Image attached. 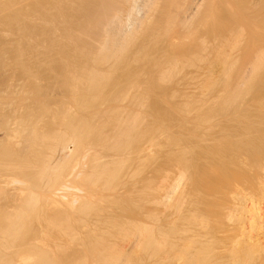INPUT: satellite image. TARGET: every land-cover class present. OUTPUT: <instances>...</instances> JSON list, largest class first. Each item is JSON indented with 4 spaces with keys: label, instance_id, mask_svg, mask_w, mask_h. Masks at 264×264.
I'll use <instances>...</instances> for the list:
<instances>
[{
    "label": "bare ground",
    "instance_id": "1",
    "mask_svg": "<svg viewBox=\"0 0 264 264\" xmlns=\"http://www.w3.org/2000/svg\"><path fill=\"white\" fill-rule=\"evenodd\" d=\"M214 3L231 15L226 16L230 21L216 22ZM16 7L22 11V19L12 20V26L24 32L21 47L25 51L30 47L28 51L33 49L43 58L47 56L45 49L51 51V61L58 64L51 71L61 76L60 85L72 94L94 92L105 76L141 62L135 68L123 69L125 82L116 87L117 97L94 110L78 131L71 126L60 135H46L41 142L33 136L29 154L11 155L21 167L31 162L37 165L34 189L39 193H32L26 201L37 204L45 197L67 205L69 214L75 212L78 188L84 183L78 182L77 188L62 176L64 182L58 185L51 155L57 147L75 142L85 164L94 144V159L106 160L91 167L94 173H89L86 183L103 185L124 198L109 205L123 204L135 211L106 213L101 202L79 204L78 211L85 216L91 208L102 213L106 223L112 221L104 233L89 235L88 242L100 250V264H152L136 258L160 250L167 255L174 247L164 248L165 233L157 224L180 213L183 205L188 210L184 209L186 214L181 215L177 229L189 235L186 252L204 253L194 235L217 232L219 240L224 244L228 241L226 246L233 241L227 248V259H199L196 264H243L260 235L254 217L264 205V133L234 112L250 91L254 75L264 68V41L254 42L247 32L253 25L247 21L264 25V0H6L7 12ZM215 40L218 44L223 41L221 49ZM214 52L221 64L217 75L203 66L213 60ZM36 54L34 58L42 59ZM203 77L206 84L193 91ZM174 79L183 84L169 92L181 93L184 102L179 103V110L167 106L163 110L161 100L166 101L167 93L160 94L162 83H173ZM217 83L220 85L215 87ZM215 89L220 92L212 96ZM151 92L162 98L159 103L164 107L125 108L126 100H144ZM257 99V105L264 106V94ZM226 115L228 119L223 118ZM155 148L158 151L153 160L143 158ZM130 158L137 160L132 172L135 176L130 179L139 177L132 185L119 180L121 167ZM4 177L0 187L7 182L2 181ZM1 206L0 264L14 260L26 264L30 255L34 256L33 264H51V256L40 252V244L27 245L35 235L29 234L30 239L27 230ZM213 246L219 251L224 245L217 242Z\"/></svg>",
    "mask_w": 264,
    "mask_h": 264
},
{
    "label": "rangeland",
    "instance_id": "2",
    "mask_svg": "<svg viewBox=\"0 0 264 264\" xmlns=\"http://www.w3.org/2000/svg\"><path fill=\"white\" fill-rule=\"evenodd\" d=\"M5 2L6 0H0V166L1 164L4 165V167H2V165L0 168H4L6 171L4 172L3 169H0L3 170V173L0 171V180L6 176L4 177L6 179L2 181L6 180L7 182H4L0 187V206L2 205L1 207L4 208V213H6L8 217L14 219L17 225H21L23 229L27 230V235H35V240H32L31 238L33 237L29 235L31 241L28 242L27 245L31 247L40 244L39 247L42 248L40 252L51 256V264H100V250L96 248L93 243L88 242L89 235L91 233L93 236L104 233L108 230V226L112 221L106 223L103 219V214L91 208H89L90 213L85 216L81 211H78L79 204L83 201H89L90 203L101 202L104 204L103 206L105 207L104 210L106 213L113 212L115 209H118V211L124 210L129 214L135 211L132 207H127L123 204L114 206L109 205L116 200L122 202L124 198L122 196H117L113 190L103 185L86 183L89 173H94L91 167L97 162L102 163L106 160L103 157L94 159V155L97 152L95 145H90L91 156L85 164L84 154L77 150L75 142L68 143L63 148L57 147L51 155L54 172L58 173L59 176V180L56 179L58 180V185L64 182L62 176H64L63 178L67 181L74 183L77 188L78 182L84 183L83 186L78 188L81 191L76 197L74 205L75 212H72V214H69L70 210L67 205H63L58 201H49L45 197L40 198L37 204L27 202V197L32 193H39L38 190L35 191L34 189L37 183V165L31 162L30 165L21 167L17 160H15L16 158H13L14 156L12 154H29L33 136H38L41 142L46 135H60L61 132L69 130L71 126H75L78 131V126L81 125L83 121L89 119L94 110L103 107L106 100L117 97L118 93L115 89L125 82L126 70L135 68L141 62H139V64L138 62L127 64L126 67H122L126 70H115L112 74L105 76L97 83L99 88L94 92H78L72 94L60 85L62 81L61 76L51 71L55 69L54 66L58 67L57 63L51 61V51L45 49L44 52L47 53V56L43 58L41 55H38V53L36 54L37 51H33V49H31V51L29 50L30 52H34L30 54L28 51L30 47L25 48L23 46L26 51L21 47L24 32L12 26V20L22 19V11L16 7L14 11L7 12L5 9ZM216 4L214 3L212 9V14L218 16H215L218 18L216 22L227 19L226 16H231L225 11H222L223 8L220 9L219 5H217L219 9H217L215 6ZM27 5L25 7H29V5ZM214 9H216V14L214 13ZM217 10H221V12L226 13V15L224 13L222 15L219 11L218 13ZM226 21H230V18ZM247 22V24H253L250 28H247V32H251L250 38L254 40V42H259V40L264 41V25L262 27L258 24L254 26V23L251 21ZM228 25L229 24L224 25V27L226 26L225 30ZM224 27L219 25L217 28H222L220 31L224 32ZM254 27H260V29L256 28L255 30ZM215 42L220 49L224 45L223 41L219 40V44L221 43V45L217 43V40H215ZM19 47L25 52L20 50L22 53H19ZM216 52H214L216 56H213V60L203 65L206 71L211 74L215 73V75L218 74L217 71L218 68L220 69L219 65H221L218 60V53ZM33 54L38 55V57L42 59H38V61L34 58L36 56ZM43 55L44 54H42V56ZM263 69L260 71V74L258 72L254 75L255 80L252 81L250 91L248 90V92L245 93L247 95H243V100L241 99L234 113L241 116L244 123L257 125L264 133V120H262L264 106L257 105L256 103L259 100L257 99L258 96L260 98L264 94ZM205 77H203V79ZM206 78L205 80L201 78L197 84L194 83L195 86L192 90L194 89L196 91L198 88L202 89L201 87L203 86L201 85L206 84ZM201 80H203V82ZM134 81L135 83L137 82L136 80ZM175 81L176 79H174L173 83L171 80L162 83L167 90H162L163 86H161L160 94L167 93L168 97L165 95L166 101L156 97L157 94L155 92H151L150 94H146L147 96L144 100L135 101V98L126 100L124 104L125 108L143 110L149 108L150 110V106L154 108L153 104L155 106H157V104L160 105L159 102L161 100V105L165 106L163 110L168 108L179 110V103L181 105L185 97L182 96L181 93L179 95L176 93L175 95V93L169 92L175 89L176 86L183 84L181 83L182 81H178L179 83ZM200 81L201 84L199 86ZM170 82L171 84H169ZM214 85L216 87L220 85V83ZM217 92H220V90L215 89V91L211 92L212 96L216 95ZM134 95H137L136 92H134ZM68 104H70V106H67ZM159 105V108L164 107L161 105L160 107ZM209 105H211V102L208 106ZM62 115H65V117L62 118ZM223 118L228 119L229 115ZM229 121L230 120H227V123H230ZM157 151L158 150L155 148L150 151L148 155L142 157L153 160L157 155ZM136 161V159L130 158L123 163L121 167V176L119 178L122 183L132 185L139 181V177L137 180L136 178L130 179L132 176H135L132 172L136 168ZM4 173L7 175L2 176ZM98 173L100 176L105 174L102 172ZM263 174L264 173H262V175ZM19 197L20 199H18ZM263 206L264 205L261 207L259 206L258 208L259 211H261L260 215L258 214L259 211H256L257 215L254 217L255 220L258 218L256 220L258 223L254 220L256 223V230L259 229L257 231V236L260 234L256 238V240H258L255 241V243L258 244L247 256H245L243 264H264ZM184 209H186V211L188 210L187 205L181 207L180 213L169 216V218L161 220L157 224L161 231L165 233L164 248L168 249L172 246L174 247L172 250L173 252L170 251L165 255L162 250L158 252L150 251L148 252L149 255H143L136 259L145 258L151 261L150 263L152 264H196L199 259L207 261L209 258H216L218 260L228 258L227 248H230V244H232L233 241L226 246L228 241L224 244V241L222 242V240H219L218 238L221 236L217 232H210L206 235H194L195 239L202 243L204 253L185 251V245L188 242L189 235L177 229L181 215L186 214V212L184 213ZM167 213L169 215L171 214L170 212H166L165 214L168 215ZM111 218L112 216L109 217L110 220ZM247 218H249L248 215ZM230 221L231 219H229V222ZM27 238L28 236L26 240H28ZM39 241H41V243ZM217 242L224 245L219 251L216 250L217 247L215 248V246H213ZM179 244L180 246H178ZM9 251H11V249ZM30 256L26 264H33L34 259L32 257L34 256ZM15 262L16 260H14L12 264H16Z\"/></svg>",
    "mask_w": 264,
    "mask_h": 264
}]
</instances>
